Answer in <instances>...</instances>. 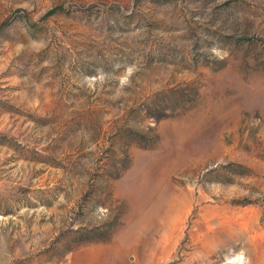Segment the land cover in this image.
<instances>
[{
  "label": "rangeland",
  "instance_id": "rangeland-1",
  "mask_svg": "<svg viewBox=\"0 0 264 264\" xmlns=\"http://www.w3.org/2000/svg\"><path fill=\"white\" fill-rule=\"evenodd\" d=\"M241 252L264 264V0H0V264Z\"/></svg>",
  "mask_w": 264,
  "mask_h": 264
},
{
  "label": "clouds",
  "instance_id": "clouds-1",
  "mask_svg": "<svg viewBox=\"0 0 264 264\" xmlns=\"http://www.w3.org/2000/svg\"><path fill=\"white\" fill-rule=\"evenodd\" d=\"M37 43H39L41 47L43 46V41H40V42H37L35 40L31 41V44L33 46H36ZM134 72H135V67L132 66V65H129L125 69L124 74L120 77V85L122 87L130 83L131 76L134 74ZM91 79H93V78L92 77H88V76L84 77L85 82H87V81H89ZM235 260H236V264H246V261H245V258H244V254L242 252L236 256Z\"/></svg>",
  "mask_w": 264,
  "mask_h": 264
}]
</instances>
